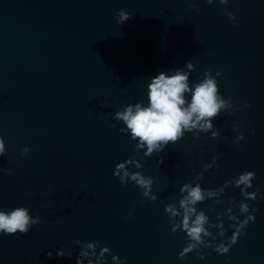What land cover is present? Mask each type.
<instances>
[{
	"label": "water",
	"instance_id": "95a60500",
	"mask_svg": "<svg viewBox=\"0 0 264 264\" xmlns=\"http://www.w3.org/2000/svg\"><path fill=\"white\" fill-rule=\"evenodd\" d=\"M121 8L132 14L123 24ZM188 61L191 80L220 69L221 94L251 106L221 113L216 139L188 134L169 146L162 166L155 155L143 160L157 200L141 203L138 188L113 175L133 142L112 115L145 98L141 85L156 71ZM234 123L244 133L239 145ZM0 136V167L12 169L0 172V206L25 205L40 216L26 234L0 235V264H75L77 238L99 239L125 264H181L184 234L171 233L164 214L180 184L214 155L219 167L205 172L204 187L243 170L264 184V0H0ZM25 145L31 151L21 156ZM229 196L241 199L230 186L217 212ZM210 203L200 207L215 220ZM249 203L258 209L255 222L228 256L193 253L185 264H264V200ZM60 246L72 256L58 257Z\"/></svg>",
	"mask_w": 264,
	"mask_h": 264
},
{
	"label": "clouds",
	"instance_id": "9594fccd",
	"mask_svg": "<svg viewBox=\"0 0 264 264\" xmlns=\"http://www.w3.org/2000/svg\"><path fill=\"white\" fill-rule=\"evenodd\" d=\"M206 3L226 6L229 0H206ZM188 7L200 11L195 4L189 3ZM223 14L235 27V13L224 7ZM131 17L132 14L123 8L116 12L118 23L123 24ZM194 71L195 67L190 61L185 62L182 68L156 71L141 85L145 89V98L121 106L112 115V119L121 125L119 132L125 134L129 142H133L132 155L115 163L113 175L118 177L122 185L133 183L141 194V203L157 200L153 192L156 178L142 171L143 160L155 155L156 165L162 166L163 156L170 145L178 144L188 134L196 139L202 134L216 139L220 136V129L214 121L221 113L231 115L251 106L247 101L237 103L221 94L219 78L223 74L222 70L207 68L200 78L191 80ZM232 130L237 133L234 143L239 145L244 139L239 123H234ZM30 151V146L25 145L20 155L24 156ZM5 153V138L0 136V157ZM218 160L219 157L214 155L204 163L198 173L179 185L176 198L164 206L170 232L184 234V243L177 253L181 264H185L186 258L193 253L199 260H204L211 252L228 256L239 238L247 234L248 225L255 222L258 209L249 202L264 200V184L258 181L255 170H243L216 187H204L202 182L205 172L218 168ZM0 172L11 174L12 169L0 167ZM254 181L257 182L254 184ZM230 186L239 190L241 199L229 196L227 206L217 212L216 208L224 204L223 197ZM208 201H211L208 212L215 213V220L200 207ZM39 222L40 216L32 215V210L25 205L0 206V235L26 234ZM229 229L231 235H227ZM75 244L79 246L75 264H109V257L111 264H125L123 258L112 253L99 239L77 238ZM72 254L63 246L56 252L58 257H71ZM47 255L51 256V251Z\"/></svg>",
	"mask_w": 264,
	"mask_h": 264
}]
</instances>
